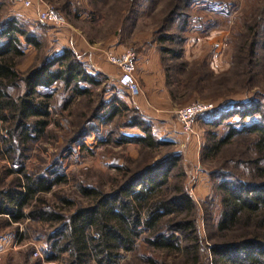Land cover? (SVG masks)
<instances>
[{"label": "trees", "instance_id": "1", "mask_svg": "<svg viewBox=\"0 0 264 264\" xmlns=\"http://www.w3.org/2000/svg\"><path fill=\"white\" fill-rule=\"evenodd\" d=\"M181 1L175 0L170 12L179 32L186 26L185 14L177 13ZM180 38L168 34L158 40L180 45ZM254 44H249L250 57ZM43 45L16 16L0 17V155L16 171L7 187L0 186V220L7 225L29 219L55 226L47 236L46 258L56 260L65 253L62 264H118L124 253L136 251L138 242L145 245L148 255L141 257L148 264L157 263L161 254L180 256L184 264H264V94L227 102L203 117V158L230 147L238 151L236 159L224 160L225 167L209 172L220 212L212 226L214 241L205 247L197 226L198 208L184 186L174 143L157 138L151 124L120 98L105 102L104 77L88 70L71 48L45 53ZM28 48L35 52L34 62L22 73L17 65ZM160 49L176 58L181 53V48ZM97 88V100L90 101ZM76 98H86L90 112L79 113L78 120H86L76 122L63 152L96 131L105 118L115 120L118 128L138 131L117 141L134 144L138 156L128 160L131 165L114 164L118 176L110 189L80 186L84 204L66 215L60 207L45 205L43 198L66 181L60 164L26 173L20 159L45 134L53 104L65 109ZM61 201L67 208L73 206L70 200Z\"/></svg>", "mask_w": 264, "mask_h": 264}, {"label": "rangeland", "instance_id": "2", "mask_svg": "<svg viewBox=\"0 0 264 264\" xmlns=\"http://www.w3.org/2000/svg\"><path fill=\"white\" fill-rule=\"evenodd\" d=\"M174 1L98 0L92 3L89 0H31V6L25 8L12 0H0V17L16 16L21 20L44 41L45 53L57 48L55 40L59 37L56 33L67 29L81 31L89 41L99 42L113 37L123 43H130L127 48L134 55L142 46L153 43L175 111L194 103L214 108L227 102L263 95L264 0L181 1L176 10L186 16V26L182 32L175 31V14L170 16ZM36 2L53 5L64 18L66 28H53L41 23L34 12ZM253 31L255 34H252ZM168 34H179L180 45L178 42L158 40ZM252 41L255 43L254 55L250 57L248 52ZM160 47L175 51L181 48V53L176 58L162 52ZM34 55L31 48L26 50V56L17 65L19 72L31 68ZM110 75L104 77L103 81L107 86L103 95L105 102L113 97L126 96L116 87L118 73ZM135 80L141 91V84ZM98 91L99 88L93 89L91 98H87L96 101ZM86 104V98L72 100L65 109L53 104L45 134L31 144L20 159L21 168L26 173L41 172L55 163L60 164L66 181L53 186L43 198L45 205L60 207L66 215L84 204L79 195L80 186L110 189L118 176L114 164L131 165L128 160L132 161L138 156V148L134 144L117 142L121 136H132L138 131L118 128L115 120L107 121L105 118L97 123L96 131L63 152L62 149L77 129L76 122L86 120V117L78 120L79 113L83 110L90 112ZM203 117L193 121V131L187 129L185 132H190L186 136L188 140L181 142V145L174 144V149L181 155L183 183L197 205V226L206 247L214 241L212 226L220 212L219 198L213 187L214 179L209 172L222 166L226 159H236L238 151L230 147L227 152L221 151L217 156L203 158V145L207 142ZM221 129L222 126H219L217 133L220 134ZM237 145L239 147L241 144ZM14 176L16 171L10 160L0 155L1 188L7 187ZM61 198L70 200L73 206L67 208ZM54 228L48 223L29 219L10 222L8 225L0 220V264H62L65 253L56 260L49 261L46 258L45 251L49 244L47 236ZM144 246L138 242L136 251L124 253L118 264H148L141 257L142 254L148 255ZM156 257L158 261L155 264H184L177 255L161 254Z\"/></svg>", "mask_w": 264, "mask_h": 264}, {"label": "crops", "instance_id": "3", "mask_svg": "<svg viewBox=\"0 0 264 264\" xmlns=\"http://www.w3.org/2000/svg\"><path fill=\"white\" fill-rule=\"evenodd\" d=\"M41 7L40 2H36L34 12L37 13ZM64 27L66 28L65 25L60 28ZM70 33L72 34L68 35ZM56 34L59 37L55 40L57 48H71L88 70L103 77H110V74H117L118 71L116 66L109 62V57H121L129 51L127 46L130 43H123L113 37L99 42L89 41L77 29L60 30ZM133 75L141 84L140 93L130 96L117 85L116 81V87L126 93V96L116 98H120L128 107L136 109L139 115L151 124L156 137L180 145L181 142L187 141L186 136L190 132L185 133L187 129L183 128L182 123L174 115V104L166 90L164 72L153 43L142 46L141 50L135 53ZM193 123L189 127L190 131H193Z\"/></svg>", "mask_w": 264, "mask_h": 264}, {"label": "built area", "instance_id": "4", "mask_svg": "<svg viewBox=\"0 0 264 264\" xmlns=\"http://www.w3.org/2000/svg\"><path fill=\"white\" fill-rule=\"evenodd\" d=\"M12 1L25 8L31 6V0ZM40 5L42 7L38 10L37 17L41 23L53 28H60L65 25L64 18L53 5L42 2H40ZM133 60L134 52L132 50L127 51L121 57H109V62L115 65L118 70L117 85L130 96H136L140 92L139 85L133 75ZM212 108L211 105L194 103L176 110L175 115L183 127L189 129L194 120L202 118Z\"/></svg>", "mask_w": 264, "mask_h": 264}]
</instances>
